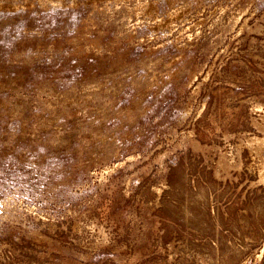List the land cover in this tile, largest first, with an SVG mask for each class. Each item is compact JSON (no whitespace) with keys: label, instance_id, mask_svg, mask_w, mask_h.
Returning a JSON list of instances; mask_svg holds the SVG:
<instances>
[{"label":"rangeland","instance_id":"rangeland-1","mask_svg":"<svg viewBox=\"0 0 264 264\" xmlns=\"http://www.w3.org/2000/svg\"><path fill=\"white\" fill-rule=\"evenodd\" d=\"M0 264H264V0H0Z\"/></svg>","mask_w":264,"mask_h":264}]
</instances>
